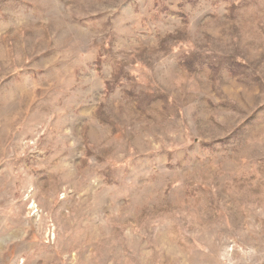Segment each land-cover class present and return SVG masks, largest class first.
<instances>
[{"label": "rangeland", "instance_id": "obj_1", "mask_svg": "<svg viewBox=\"0 0 264 264\" xmlns=\"http://www.w3.org/2000/svg\"><path fill=\"white\" fill-rule=\"evenodd\" d=\"M0 264H264V0H0Z\"/></svg>", "mask_w": 264, "mask_h": 264}]
</instances>
